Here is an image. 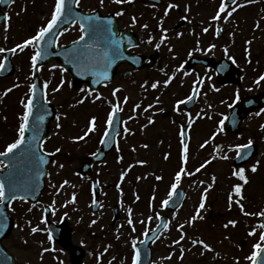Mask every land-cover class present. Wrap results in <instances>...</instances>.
I'll list each match as a JSON object with an SVG mask.
<instances>
[{
	"label": "rangeland",
	"instance_id": "1",
	"mask_svg": "<svg viewBox=\"0 0 264 264\" xmlns=\"http://www.w3.org/2000/svg\"><path fill=\"white\" fill-rule=\"evenodd\" d=\"M48 3L51 0H46ZM137 5L134 8V13H146L147 9L144 8L139 0H134ZM184 1V0H182ZM191 1V0H190ZM198 1V0H194ZM25 0L17 1L15 4V8L13 12L11 13V21L12 26L16 25L18 22H21V18H34L37 14L40 13L42 8H37L36 10H28L25 11L22 16L19 14V8L25 7ZM187 2V1H186ZM192 2V1H191ZM211 3L213 4V10L216 11L219 5V0H211ZM260 3L264 4V0H257L254 5H252L251 10L253 14L256 17H259L257 13H259L260 9ZM95 6L99 8H107L111 7L113 9H120L123 8L124 5H116L111 2V0H105V4L103 7L100 6L99 0H97V4L94 3ZM182 6V5H181ZM195 6V5H194ZM190 7V9L196 13L200 11V3L199 7ZM213 10L207 11L206 15L207 17L211 16L213 13ZM17 13L19 15H17ZM194 14V13H193ZM195 16V14H194ZM243 18L241 19V15H236L235 17L232 16L231 19H229L227 22H239L243 26H248L246 23L254 24L258 21L252 16L250 13V10H247V15H242ZM42 13L39 14V18H42ZM199 16L197 19H190V22H197V20H201L202 22H208L210 19ZM260 18V17H259ZM26 24L23 26L25 28L24 32L29 30L30 28L28 26L29 21H26ZM32 27L35 29L34 24ZM249 27V26H248ZM11 29V27H10ZM31 30V29H30ZM15 31V30H12ZM34 31L32 30V33ZM11 35L14 34V32L10 33ZM31 34V33H30ZM30 34H26V36H29ZM249 35V33H246ZM2 36H7L2 33ZM24 37V38H25ZM169 38V37H167ZM171 39V38H169ZM246 39V36L243 38L237 37L238 43L246 42L248 39ZM256 39H259L255 42V39L252 41L251 46L253 48H256L252 53H256L259 51V46L264 44L262 41V38L256 37ZM264 39V37H263ZM20 41V40H18ZM16 41V42H18ZM15 43V42H14ZM13 44L12 41L8 42V45ZM4 47V46H3ZM28 54L23 52L19 53L13 60L16 68H15V74L13 75V78L9 80L8 84L9 86H12L15 83H20L21 86L24 84L26 85V79L28 75ZM185 83H188V80L186 76H183ZM57 82V79L55 80ZM7 84V85H8ZM180 84V83H179ZM54 85V84H53ZM2 86H6V84H2ZM188 88V86H187ZM187 88H185V94L187 93ZM1 90V86H0ZM245 89L243 90V92ZM174 93L172 94H161L160 96V107L170 110L172 116H176L177 111L175 110L173 103L175 100H178L182 98L185 94L182 91V87L178 86L177 90H173ZM81 94L77 93V98ZM130 96V95H129ZM233 95L226 93L224 98L220 101L221 104L218 106H215L213 109L217 110H223L226 108L227 104L232 99ZM10 99L13 98V96L9 97ZM131 102L136 103L139 101V96L136 94V92L130 96ZM155 100L151 101V103H155ZM203 104V103H202ZM92 101L91 98L86 100L82 105H77L75 108H72L70 110H63L58 111V114L64 117L63 114L67 113V116L64 117L63 123L67 126L65 131H68L67 135L64 137L63 141L60 140V143L58 146H61V150L66 149L69 150L71 145L72 151L67 154L66 157H62V155L59 156L58 160H56L51 167L49 178L46 182V191L44 194V201L48 202L49 205L53 204V201H55V215L50 218L51 220L57 221L59 217L65 216L66 218H69V226L72 227L74 230V241L76 243H82L84 244V248L87 250V264H109L111 261V264H131V244L132 240L134 238L137 239V241L140 239L142 229H146L150 226V224L147 223L146 214L142 211H139L137 209V204L135 201L136 196L138 195L141 197V195L144 194L153 195L158 187H153L152 191L150 192L149 187H152L154 184L152 178H154V175H158V170H154V168H161L159 165V162L162 160L164 156V151L161 153L159 150L163 147H167L171 143V134L170 130L171 127H167V121L162 120L161 113L165 111H160V114L158 111L156 112V109H149L151 116L154 119V123L148 125L146 128L143 127V125L147 124L148 118L140 116L138 113V117H136L135 120L131 121V128L133 130L132 134H129L128 137L123 138L125 142H127L125 145H123L124 148H127L126 151L129 149V153L127 152L126 155H123V160H121L119 163L113 164V166H107L102 169L97 170V175L100 181V201L101 205L98 208L97 212L95 214H92L90 212V206L91 202L89 199V194L87 193V187L86 191H84V183L77 185L74 188V179L72 177V172L65 173L68 168L75 169L79 166L80 161H82L85 156V152L89 149V147L94 144L95 140H87L85 142L84 147L81 146V143L78 144L77 141L72 140L71 138L74 136H79L83 132V128L86 125L87 118H90L92 114L99 117L98 111L94 109V107L91 106ZM205 105V104H203ZM205 107H208L205 105ZM133 107L131 106V109H129L127 112L130 113V115H136V113H133L132 111ZM200 110V106L195 110L196 112ZM175 114V115H174ZM181 114V113H180ZM19 113L16 112L14 116H18ZM61 118V119H62ZM177 120L180 121V123L184 122V118L181 116H176ZM210 122H214L217 120V118L214 117V113H210L209 116ZM103 120V119H101ZM157 120V121H156ZM254 118L250 119V121L245 125L243 134L246 133L248 129V125H252ZM100 122V121H99ZM166 122V124H165ZM56 123L55 121L52 124V130H51V139H55L56 137H59L58 130L56 129ZM61 123V122H59ZM0 125L4 129V132L6 134H9L8 130L14 131V123L13 121L9 120V117H6L2 114L0 110ZM92 135V134H91ZM93 136V135H92ZM65 140V141H64ZM136 141V142H135ZM142 141H144L146 144H148V148H144L142 145ZM5 143V142H4ZM3 144V143H2ZM94 146V145H93ZM162 146V147H161ZM133 147H135V151H132ZM157 154H160L159 157H157ZM169 158L168 162L164 164L162 167L164 170H168L170 165L178 166L176 156L168 153ZM137 160H146L148 163V167H138L136 161ZM176 160V161H175ZM113 161V160H112ZM197 161V160H195ZM194 159L190 158L188 160L187 168L190 171V165L195 164ZM201 161V160H198ZM198 163V162H197ZM60 164H63L65 166L64 171L61 170L59 167ZM129 165H133L131 170L129 171ZM122 167V168H121ZM218 167V166H217ZM213 167L209 168V171L212 172ZM127 171V176L125 177L124 181L121 183L120 181V173ZM163 177L158 184L162 185L161 189H158L159 197L157 198V201L162 198H166V189L168 187V182L173 181L174 174H168L166 175L161 169ZM59 173V174H58ZM258 176L262 177L264 176V161H261V164L259 166V169L257 171ZM248 178V183H243L242 180L239 179V184L243 185L242 188V194L243 197H247V204H244V210L246 211L251 206H255L253 208H250L248 211L249 213L252 212H259L264 209V192L259 191L258 194L252 193L249 197L248 192L255 191L258 186L261 187L264 186V178L260 180V178L255 177L253 179L252 176L249 174H245ZM213 176H215V182H213ZM223 175H219V173L214 175H192L189 176V178H186V176L182 179V183L180 184L181 188H185L187 191V199L184 204V208L181 211V215L178 217V225L181 224L182 221H184L183 216L192 215L193 209L195 210L196 207L199 206L201 197L203 195L204 189L208 187L209 184H212V187L208 189L207 198L205 200V208L201 211V215L205 219L204 221H198V219L195 221V224L192 227V230L188 232V237H195L205 240V242L210 243L213 248L215 249V252H206L202 246H195L193 247L189 241L188 238H186L184 241L181 242L180 245H174L173 241L177 240L179 238V234L175 233L174 235H166L160 239V241L156 244L155 248L153 249V256H152V264H235L234 257H241L240 258V264H248V262L244 259V257L250 252L248 250L245 251V253H241V251L235 252L233 250V243L230 240H226L224 242V237L221 231L218 230H212L210 229V225L215 223H222L224 220H230V219H236L238 221V224L240 221L238 220L241 217V230L242 234L248 233L250 229L256 228L257 232L259 231L258 223H259V217L258 216H246L244 215L239 206L236 204L231 207H229V203H227L225 200L228 199V196H226V190L224 189L225 181L222 177ZM58 177V178H57ZM61 177H65L63 179L68 180L69 182L72 181V186L70 187V191H62L60 194L57 192L60 188L59 185H61V182L63 179ZM137 177H141V179H137ZM91 178H95V175H92ZM71 179V180H70ZM117 180V181H116ZM200 181H203L201 184ZM262 181V183H260ZM59 182V183H58ZM102 184V186H101ZM117 184H120V188L117 187ZM53 185H56L54 188ZM234 187L235 183L232 181L230 182V186ZM108 188V189H107ZM121 188L123 189V194L121 195ZM146 189V190H145ZM224 190V191H223ZM144 191H147V193H144ZM70 193L76 194V204L77 208L73 209L71 212L68 213L66 210V206L64 204L72 203V201L69 200L68 195ZM128 198L130 201H128ZM234 199L236 200V197L234 196ZM240 199V197H239ZM258 202V203H257ZM257 203V204H256ZM157 205V203H155ZM256 204V205H255ZM79 205V207H78ZM113 205H117L119 208V212L121 215L120 221L111 226L110 221L112 218L111 215V207ZM132 209L131 218L135 225V232L132 231V226H130L127 223L128 220V208ZM52 208V209H54ZM54 213V211H53ZM33 215V214H32ZM183 215V216H182ZM30 219V218H29ZM31 220V219H30ZM28 221V219H27ZM27 221H23L27 223ZM95 221V223H93ZM140 221L145 222V226L142 228V224ZM207 221V222H206ZM58 222V221H57ZM197 222V223H196ZM204 224L206 227L204 228ZM236 225L233 229L229 230L230 235L236 236L237 233L240 232V226ZM35 223L31 222V225L28 227V233L25 234L24 231L20 232V225L18 222V219L16 221L15 231L10 235V237L5 240L4 245L7 249H9L13 255L16 257V260L18 264H51V262H46L49 258H53L52 255L47 251L44 252L43 258L44 261H40L38 258L42 256V254H39L41 250H31V248L38 249L39 246H46L47 243L44 240H34V237H38L40 235H32L30 229L33 227ZM40 225V224H39ZM139 226V227H138ZM187 226V224H186ZM40 228V227H39ZM129 232V233H128ZM39 233V232H38ZM252 239H258V236H251ZM221 239V240H219ZM27 241V243H25ZM236 243L239 245L240 243L236 241ZM183 246L186 249H189L184 253L183 260L180 259V247ZM245 246V245H243ZM56 247V246H55ZM51 248L56 252L57 258V264H61V261L63 264L67 263V259L64 255H62L58 250V247L54 248L51 246ZM240 248V247H239ZM107 249V251H105ZM111 250V251H110ZM204 253V255H201V253ZM41 253V252H40ZM107 253V254H106ZM216 253H219V257H216ZM96 255H100L102 257H97ZM171 255V259H167V257ZM92 258V259H91ZM91 259V260H90ZM99 259L100 261H98ZM90 260V261H89Z\"/></svg>",
	"mask_w": 264,
	"mask_h": 264
},
{
	"label": "snow or ice",
	"instance_id": "2",
	"mask_svg": "<svg viewBox=\"0 0 264 264\" xmlns=\"http://www.w3.org/2000/svg\"><path fill=\"white\" fill-rule=\"evenodd\" d=\"M14 3V0H11ZM113 4L116 5H130L134 2V0H111ZM257 0H244V3H240L239 0H220L218 8L215 11V14L211 17L213 21H220L223 19L227 22L234 13L237 12L238 9L245 7L248 4H254ZM9 0H0V4H7ZM99 4L101 7L104 6L105 0H99ZM81 6V0H54V4L52 6V10L49 14V18H46L45 22L38 26L33 35H30L24 38L21 42L15 43L12 47H0V71H4L8 65L9 56L16 55L18 52L23 53L26 49L31 48L30 55V65H31V73L29 79H32L33 82L28 85V91L25 93L24 97L19 101L20 105L23 108V111L18 117V125L16 128V136L11 141L6 143L4 150L0 151V206H3L5 202L11 205V202L16 201L17 199L27 201L29 196L32 195L39 187V180L41 176L50 175V173H45L43 170V166L48 164L50 161L48 159L49 156H55L56 153L61 152V148L57 147L54 152H47L44 149V144L46 141V137L43 134V124L46 119V116L51 115L48 109V105L51 104V100H49L48 89L51 80L43 81L42 85L38 83L37 73L41 72L44 68L43 61L47 60L48 57L52 54L51 49L55 46L61 49L60 54L63 55L64 61L66 64L71 65L73 69H75L76 75L79 76H92L91 84L98 85L102 82L108 81L110 79V69L112 65L119 59L123 58L124 51L122 45L124 44V36L119 34L113 28V19L111 16H102L100 15L96 9H92L90 13H84L82 11H78ZM155 7V5H153ZM179 7V5L174 3H169L164 10V16L160 18L159 27L162 31V36L160 41L156 43L155 47L159 49L161 45L167 39V29L163 27L164 17H167L170 10ZM26 10V9H25ZM125 14V9L120 8L118 11L114 13L115 17H122ZM17 15H19L17 13ZM5 21L7 22L4 25V30L7 32L11 27V17L5 16ZM131 25L134 27L138 23L137 16H131ZM187 19V17H184ZM79 25L80 35L77 40L72 41L70 47L65 48L63 45L59 44V39L61 36L65 34V32L74 28L76 25ZM65 26L61 28V26ZM142 28L147 29L149 25L147 23L141 25ZM208 27L203 28V32L207 33L209 31ZM256 27L260 28L259 21L256 23ZM223 31L222 28L217 27L216 35L219 36ZM177 35H183L182 33H178ZM7 39V36H5ZM152 37L149 38L148 43L152 42ZM199 43V41H197ZM128 44L133 45L132 40L128 39ZM246 44L249 48H246L245 51L250 55V46L252 44V40L246 41ZM135 46V45H133ZM215 48V45H210L209 50ZM169 51H172L169 48ZM225 52H228V49L225 48ZM235 62V61H233ZM60 67L62 73L68 72V68L63 65H52V68ZM183 64L179 66L177 71L183 69ZM185 75H188L186 72ZM175 77V72L172 76H169L168 79L163 81L164 87H167ZM264 81V75H261L256 83H260ZM203 84V80L200 77L193 82L192 95L186 97V99H178L175 103V110L177 112L180 111V106L186 104L189 101H192L196 95L199 94V86ZM71 87V81H67L61 77L59 83L52 87L53 93L61 92L65 86ZM148 81H145L144 84L141 85L143 88H147ZM160 86V81H154L151 83L150 87L152 89H157ZM21 87L20 83H15L12 87L5 89L4 95L7 96L9 93L13 91L15 88ZM38 90L40 93V102L37 103V94ZM122 91L121 87H115L112 89L111 95L115 98L113 100H107L109 105V112L107 113V117L105 120V130L103 136L100 140V143L107 144L110 143L109 138L112 137V134L115 133L116 136L120 135V130L117 125H123V133L124 138L127 135L132 134L133 130L129 128L128 122L135 120L136 115H129L127 120H122L120 118V113L124 111L123 105L127 104L130 100L128 96L123 98V101L118 97V93ZM79 93L81 94L78 98L75 99V103L69 105L71 108H75L77 105H82L86 100L92 98V102L95 103L97 100L105 99L98 90L92 88L90 86L79 88ZM239 99V96H237ZM156 103H160V98L156 97ZM141 105L138 103L134 105L132 111L136 113L138 109H140ZM155 107L154 104H149L146 108H144V112H147L149 109ZM163 111V109H160ZM189 120L187 127L190 128L192 126V114L187 113ZM64 117L67 116V113L63 114ZM62 116L57 114L55 116L56 128L60 129L62 127L59 121ZM97 119L95 115L91 116L88 124L86 126V130L83 132V135L74 136L71 139L74 141H82L86 137H88L91 133L96 131L97 127ZM226 119V118H225ZM154 119L152 116L148 117L147 124L143 125L146 128L148 125L153 124ZM264 127V126H262ZM224 131V120L220 121V126L215 133H213V139L215 136ZM180 144H181V166L179 170L175 172L174 179L170 184V188L167 192V197L161 201V207H168L169 204L173 201L174 197L178 195L177 190L180 187L181 181L185 176H192L195 173L190 172L187 168L188 160H189V144L186 142L188 138L187 130L185 125L180 126ZM208 144V141H205L204 144H201V148L205 147ZM117 150L119 151V141H116ZM253 145V141L251 139L248 140L246 144H236L234 146H229V151H235L236 157L239 159H245L250 153H248L247 149H250ZM144 148H148V144L143 145ZM219 147V146H218ZM135 147H133L132 151H135ZM93 155H97V153H93ZM169 154H165L164 159H168ZM227 159V156L223 157ZM119 159L123 160V157H119ZM215 159V157H213ZM210 161H205L204 164H201L199 168L195 169V172H200L207 163ZM137 164L145 165L148 162L146 160H137ZM260 161H256V163L251 165V171L256 172L258 170V166ZM60 168H63L64 165L60 164ZM133 165H129V171ZM246 169L240 167L237 170L233 171V175L239 177L240 180L244 181V183H248V178L245 175ZM127 176V171L122 172L120 175L121 183L124 181ZM137 179H141V177H137ZM157 180H162V176H156ZM213 182H215V176H213ZM98 183V181H97ZM202 184L203 181H200ZM69 184L68 180L63 181V184L60 185V188H63L64 185ZM55 188L56 185H53ZM95 187V185H93ZM117 187L120 188V184H117ZM212 187V184H209L207 188L204 189L203 195L201 197L199 207L196 209L195 215H193L189 220L181 223L177 226V230L180 232V236L177 240L173 241L174 245H180L182 241L186 238L189 239L191 245L202 246V248L206 252H215V249L210 243L205 242V240L195 237H188V234L185 232V225L192 226L195 221L199 219H203L201 215V210L205 208V200L207 198L208 189ZM243 185L237 183L234 185L233 193L240 197V199L233 200V194L229 195V207L232 206L233 203L239 206L241 212L246 216H258L262 220H264V210L259 212H246L244 210V204L241 201L244 199L242 194ZM123 194V189L121 188V195ZM139 196H136V199L139 200ZM152 201L154 202L156 197L155 194L152 196ZM72 202L76 201V194L73 193L71 197ZM93 204H96L97 201L93 199ZM55 201L53 204L49 206V208H45L44 211H49L50 208H54ZM32 209L29 208V211ZM128 212V220L127 223L132 226V231L135 232V225L131 218L132 209L129 207L127 209ZM0 229L6 226L7 217L3 216V209L0 208ZM156 218L160 219V213H156ZM153 218L149 216L147 220L151 222ZM42 222L47 223L46 219H43ZM144 223V221H140ZM29 225H31V221H27ZM95 223V221H93ZM238 224L236 219H230L227 223L224 224L225 228L229 226L235 227ZM158 227H164L165 229L169 228V223H162L158 225ZM260 231L257 232L256 228H252L249 230V236H258L256 242L252 244L250 254L246 255L244 259L248 262V264H264V222L259 224ZM42 229L39 226L31 227V233H36L41 231ZM149 229H146L143 233L144 240L137 241L136 238L132 240V256H131V264H142L141 258V249L137 247V243H145L149 239ZM3 232L0 231V235ZM52 233L49 230L48 239L52 240ZM158 238V237H157ZM230 239V237H226ZM155 242V240H153ZM27 243V241H25ZM189 249L180 247V259L183 260L184 253ZM44 252L49 251V249H43ZM107 251V249H105ZM201 255H204L202 252ZM216 257H219V253H216ZM42 258V257H41ZM171 255L167 257V259H171ZM61 264L63 262L61 261ZM111 264V261L109 262ZM235 264H240V258H235Z\"/></svg>",
	"mask_w": 264,
	"mask_h": 264
},
{
	"label": "flooded vegetation",
	"instance_id": "3",
	"mask_svg": "<svg viewBox=\"0 0 264 264\" xmlns=\"http://www.w3.org/2000/svg\"><path fill=\"white\" fill-rule=\"evenodd\" d=\"M17 1L20 0H14V3L9 0V3L7 4H0V14L4 13L6 16L12 17L11 13L13 12L15 8V4ZM25 7H20V11H28L35 8H38L41 6V3L43 0H25ZM54 4V0H51L49 3H47L41 11H46L49 13L52 10V6ZM26 9V10H25ZM92 6H87L84 8L86 12H91ZM131 9L128 8V11L125 10V14L122 17H116L118 20V26L120 30L124 31H130V30H138L139 33V44L137 47L129 52H132L136 55L141 56H147V45L146 40L144 36L141 34L139 30L144 29L141 27V25L145 24V22L148 23L151 20H160V16H155L151 13L146 14L144 13H131ZM153 10V8L151 9ZM175 12H173V15H176V19H178V16H181L180 19H184V15H188V12H183L177 8L174 9ZM97 11V10H96ZM109 14V13H107ZM137 16L138 23L133 27L131 25V16ZM188 18V17H187ZM186 22L183 24V26L180 28H186L185 31H178L174 30L173 32L182 33L183 35H177L176 34V40L171 45L173 47L172 54L170 55H161L159 54L156 60V64L153 69H142L138 71L131 70V67L128 64L122 63L118 64L115 67L114 75H113V81L108 86L101 87L98 91L101 93L108 89H113L115 87H121L122 91H120L117 95H119V98L123 95L125 90H130L129 86V80L130 78H134L137 76L138 79H144L148 73L151 72H160L161 76L160 78L164 77L165 80L168 79L169 76H172L175 72V77L172 80L171 83H177L178 86L182 87V91L185 94V88H187V93L181 98L186 99L187 96L192 95V88H193V82L197 79V77H200L203 80V84L199 86V94L194 97L192 101H190V107L187 108L186 105L180 106V111L176 113V116H181L184 118V122L180 123L179 120H177L176 116H172L171 112L167 111V116L165 118H162V120L167 121V127H171L170 134H171V143L172 148L178 152L181 151V144H180V126L183 124L185 125L188 133V144H189V156L193 157L195 160H201L196 161V168H199L201 164H204L205 161H210L206 164V166L201 169L198 173L207 172V169L213 167L212 172H216L217 170L225 171V173L233 172L234 170L239 169V165L235 166V151H229V146H234L236 144H246L249 139L253 141V145L251 147V150L248 151L250 153V157H247L244 161H242L241 167L246 168L248 166H251L252 164L256 163L257 161V154L258 150L264 146V134H258L257 133V126L264 120V109H255L252 113V116L256 113L259 114V120L256 124V128L253 132L250 133L248 138H245L243 140L238 141L235 139L237 137L236 135H233L228 132H221L215 136L213 139V133L216 131H213L211 133L210 125H209V111L214 108L216 105L220 104V101L224 98L225 94H235V98L239 96V99L243 98V90L244 92L248 93V95H257L260 93H264V81H261L259 84L256 83L257 79L264 75V54H244L242 52H239V49L237 48L236 44V33L232 29H223V31L220 33L218 38L216 35V29L219 27L218 25H211L209 28V31L207 33H203L202 40H188L191 36V33L193 32V29L190 28L189 21L184 19ZM167 30L169 29L168 23H163ZM153 29H159V22L158 23H150V26ZM148 27V28H149ZM73 30V34L71 36L65 37L66 33L60 37L59 44L66 46L67 44L71 43L72 41L76 40L79 35V27L78 24L70 29ZM120 34V33H119ZM63 38V39H62ZM199 41V43H197ZM215 45V48H212L209 50L210 45ZM225 48L228 49V52H225ZM190 59H193L192 64L189 62ZM223 60H228L230 63L236 66L239 75H240V82L237 85L233 84H227V85H221L218 84L216 81V75L214 66L216 63L222 62ZM235 61V62H233ZM183 64V69H180L177 71L179 66ZM52 65H58L57 62H51L49 65L45 66L43 70L39 73H46L45 71L48 69H52L50 72H48L45 75H39L38 82L42 85L43 81L45 80H51L52 85L59 83L61 77L67 81H71V78L69 74L62 73L60 67L52 68ZM188 73V75H185V73ZM227 81L231 80V82H234L235 80V70L234 68H228L227 69ZM186 76L188 80V83H185L184 77ZM57 79V82L55 80ZM137 83L139 84V80H137ZM180 83V84H179ZM50 84V85H51ZM177 86V87H178ZM50 87V86H49ZM79 88L81 86L75 87L71 81V87H68L67 85L64 87V89L59 93H53L52 90L48 89L49 93V100H51V105L57 110L63 111V108H66L68 105H71L72 102L77 98L76 93L79 91ZM28 91V89L25 90H13L11 93H9L7 96L4 95V92H0V104L3 105L4 111L7 110V114L13 118L12 121L18 125V117L23 111L22 106L20 105L19 101L24 97L25 93ZM71 95H74V97H71ZM13 96L12 99L9 97ZM246 96V95H245ZM241 97V98H240ZM237 99V100H239ZM177 101V100H176ZM175 101V102H176ZM208 107H205V105ZM74 104V103H73ZM141 105L140 109H138V112H140V115L143 117H149L151 116L150 112H144V108H146L150 103L146 100V93L145 91L142 93V101L139 103ZM155 107L151 109H156V112H160V104L159 103H153ZM129 102L123 107L129 106ZM200 106L199 111H195ZM18 112V116H14V114ZM192 114V126L190 128L187 127L189 117L187 113ZM181 113V114H180ZM122 114V113H121ZM175 115V114H174ZM63 118L61 119V123H63ZM157 121V120H156ZM166 124V122H165ZM62 135H64V131H62ZM65 141V140H64ZM205 141H208V144L205 145V147L201 148V144H204ZM221 144L220 147L218 145ZM93 151V150H92ZM92 151L85 152V156L83 158H87L89 155H91ZM227 156V159H224L223 157ZM215 157V159H213ZM198 162V163H197ZM80 161V165H81ZM218 166V167H217ZM195 171V170H194ZM211 172V173H212ZM96 173V168L94 167L93 171L89 173L90 175ZM89 175V176H90ZM88 176L81 177V178H87ZM87 180V179H86ZM12 217L14 218V214H12ZM173 215H169L170 220H172ZM192 227V226H189ZM216 228V226L213 224V229ZM218 228V227H217ZM223 227H219V229H222ZM170 235H174L177 233V223L174 221L169 222V230L165 231V233ZM74 241V234L72 232L71 234V244L73 245ZM75 243V242H74ZM77 247L82 246L80 243H76ZM75 245V246H76Z\"/></svg>",
	"mask_w": 264,
	"mask_h": 264
},
{
	"label": "water",
	"instance_id": "4",
	"mask_svg": "<svg viewBox=\"0 0 264 264\" xmlns=\"http://www.w3.org/2000/svg\"><path fill=\"white\" fill-rule=\"evenodd\" d=\"M174 198H177L178 199V196H176ZM179 199H181V198H179ZM157 233H158V231H156L152 235H150L149 236V239L145 243H143L141 245V247H140L141 248V251H142V253H141L142 264H148L149 263V254H150L149 253V244H150V242H152L155 239Z\"/></svg>",
	"mask_w": 264,
	"mask_h": 264
}]
</instances>
